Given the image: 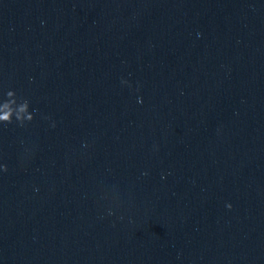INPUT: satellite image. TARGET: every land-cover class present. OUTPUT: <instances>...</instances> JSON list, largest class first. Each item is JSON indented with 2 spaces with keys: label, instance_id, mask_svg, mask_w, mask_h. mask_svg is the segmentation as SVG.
<instances>
[{
  "label": "water",
  "instance_id": "obj_1",
  "mask_svg": "<svg viewBox=\"0 0 264 264\" xmlns=\"http://www.w3.org/2000/svg\"><path fill=\"white\" fill-rule=\"evenodd\" d=\"M8 91L0 264H264V0H0Z\"/></svg>",
  "mask_w": 264,
  "mask_h": 264
},
{
  "label": "clouds",
  "instance_id": "obj_2",
  "mask_svg": "<svg viewBox=\"0 0 264 264\" xmlns=\"http://www.w3.org/2000/svg\"><path fill=\"white\" fill-rule=\"evenodd\" d=\"M14 91L7 92V99L0 103V123L11 124L13 118L21 125L24 126L26 122H31L34 119L33 114L29 111V101L24 98L10 99L13 96ZM17 105L16 108L12 105ZM3 167L4 171H7L6 166ZM227 207L230 209L232 206L229 204Z\"/></svg>",
  "mask_w": 264,
  "mask_h": 264
}]
</instances>
